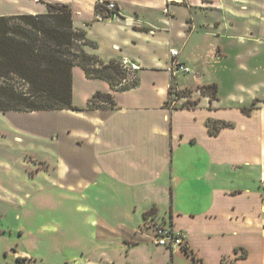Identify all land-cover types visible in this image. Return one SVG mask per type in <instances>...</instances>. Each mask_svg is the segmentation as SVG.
I'll use <instances>...</instances> for the list:
<instances>
[{"label": "crops", "instance_id": "crops-1", "mask_svg": "<svg viewBox=\"0 0 264 264\" xmlns=\"http://www.w3.org/2000/svg\"><path fill=\"white\" fill-rule=\"evenodd\" d=\"M98 1L26 0L21 10L0 11L42 13L45 2L67 3L74 25L97 44L87 47L89 52L139 68L136 86L114 90L108 81L89 78L75 66L73 104L83 110L2 113L65 117L12 121L9 128L16 139L46 138L48 147L51 143L56 148L42 158L48 175L57 176L56 183L38 188L37 199L43 198L41 206H52L56 188L63 205L74 202L82 231H89L97 256L93 260L82 253L80 263L69 249L68 258L64 254L60 260L44 262L40 252L15 250L9 254L11 264H150V245L160 248L146 241L148 234L142 230L147 229L145 213L152 209L154 217L164 215L165 222L186 234V247L206 264L207 249L220 252V263L240 248L248 249L249 256L234 257V264L252 259L246 240L263 241L264 253V94H255L247 103L239 85V97L226 100L222 79L204 76L213 62L229 55L224 41L236 24L231 18L237 17L241 25L247 16L264 17V0H113L120 13L110 20L97 17ZM171 49L179 50L177 60L190 68L188 73L172 74ZM213 83L218 85V97L212 101L201 87ZM171 84L190 90L195 104L171 106ZM97 91L111 93L116 107L88 109ZM253 101L256 108L245 113L242 107ZM210 120L233 126L211 134ZM54 229L42 224L32 233L34 240L54 237ZM67 235L64 228L59 236ZM82 236L77 245L83 250ZM224 249L230 252L224 254ZM176 252L188 256L175 248L173 260ZM188 258L190 264L193 257Z\"/></svg>", "mask_w": 264, "mask_h": 264}, {"label": "rangeland", "instance_id": "rangeland-1", "mask_svg": "<svg viewBox=\"0 0 264 264\" xmlns=\"http://www.w3.org/2000/svg\"><path fill=\"white\" fill-rule=\"evenodd\" d=\"M25 1L0 0V11L21 10L25 6ZM252 9L255 7L252 6ZM258 18L247 16L241 25L237 17L231 18V22H236V24L229 34L226 33L224 41L229 55L222 60L213 62L212 69L206 71L204 75L206 78L219 77L222 79V97L226 100H236L239 97L241 91L239 85L244 87L243 96L247 103H251V97L255 94H264V17ZM122 69L126 71L128 77L127 68L122 65ZM133 83L123 79L120 85ZM189 96L188 90L174 88L170 93L169 103H174V106L189 105L191 102ZM64 119L65 117L60 114L46 112L20 117L4 116L0 112V259H3L5 264L12 263L10 262L12 257L9 254L15 250L40 252L45 255L44 262L53 259L60 260V256H64V254L68 258L69 253L71 257L76 255L78 260H82L80 258L82 253L86 254L83 255V258L88 257L93 260L97 258L94 241L89 239L88 230L82 231L83 225L80 223V215L75 209L74 202L64 201L63 205L62 193L56 188L51 196V200L54 202L52 206H41L39 200H43V198L37 199L38 188H45L49 186V182L53 183L57 180L55 174L48 175L45 164L42 162L44 152H55L56 148H52V144L49 143L50 149L46 138H39L38 142L28 137L23 140L16 139L13 129L9 128L12 121L38 120V122H46L48 120L63 121ZM20 199L23 200L21 203ZM150 215L151 213L147 217ZM162 216L164 215H158L156 219L164 222L165 216ZM42 224L55 228L53 230L55 235L52 237V234H49L50 239H47L46 236L43 238L44 240L37 242L32 233L36 232ZM64 228L68 235L61 237L59 235H62ZM142 230L149 235L144 236L145 240L151 242L153 236L151 230L149 228ZM80 234L86 237L82 236L83 244L86 243L83 250L77 245ZM245 242L249 243L252 259L239 264H262L264 253L261 249L263 245L260 246V244L263 241L246 240ZM183 248L182 250H184ZM69 249L70 252L67 253L66 251ZM186 249L188 256L193 257L190 264H206L196 257L188 246ZM229 252V249H224V254ZM149 254L150 264H188L191 260L185 253L177 252L174 254L173 260V251L170 252L162 246L159 248L150 245ZM203 254L208 264H234V257H248L249 250L240 248L231 257L223 256L221 263L220 252L207 249L203 251ZM193 259H195L194 262ZM83 262L84 260L80 263Z\"/></svg>", "mask_w": 264, "mask_h": 264}, {"label": "trees", "instance_id": "trees-1", "mask_svg": "<svg viewBox=\"0 0 264 264\" xmlns=\"http://www.w3.org/2000/svg\"><path fill=\"white\" fill-rule=\"evenodd\" d=\"M45 3L47 9L42 13L0 15V112L83 110L73 104L75 66L82 67L89 78L108 81L114 90L129 89L138 84L137 77L131 85H120L127 77L122 61H105L97 53L87 50V47L96 48L97 44L88 37L85 29L74 25L69 4ZM99 9L97 6V11ZM173 89L171 84L169 92L172 93ZM201 91L212 101L218 97L216 83L201 87ZM194 104L191 101L189 105ZM256 104L253 101L251 106L242 107V110L249 114ZM105 106L116 107L113 95L97 91L87 108ZM207 125L211 134H217L221 128L233 126V123L210 120ZM154 211L146 212L145 217ZM183 249L187 252L186 248Z\"/></svg>", "mask_w": 264, "mask_h": 264}, {"label": "built area", "instance_id": "built-area-1", "mask_svg": "<svg viewBox=\"0 0 264 264\" xmlns=\"http://www.w3.org/2000/svg\"><path fill=\"white\" fill-rule=\"evenodd\" d=\"M97 6L100 9L97 11V17L99 19L110 20L119 15L120 10L117 3L113 0H99ZM179 54L178 49H171L172 62L170 66V71L173 75L177 72H189L190 68L179 62L177 56ZM124 68H127L128 77L125 78V81L135 82L137 77L138 66L134 63L128 62L127 60L122 61ZM174 106V103L170 104ZM146 228H149L153 234L152 242L158 246L168 248L173 251L176 247L183 248L186 247V234L182 231L176 230L171 223L162 222L154 215H150L145 220Z\"/></svg>", "mask_w": 264, "mask_h": 264}]
</instances>
